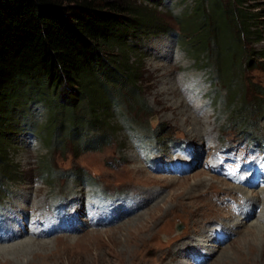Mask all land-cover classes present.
Here are the masks:
<instances>
[{
  "label": "rangeland",
  "instance_id": "1",
  "mask_svg": "<svg viewBox=\"0 0 264 264\" xmlns=\"http://www.w3.org/2000/svg\"><path fill=\"white\" fill-rule=\"evenodd\" d=\"M56 1L68 5L72 0ZM109 1L154 20V32L129 38V58L140 64L139 102L147 109L139 103L114 108L108 123L118 132L110 143L99 151L81 152L71 140L51 149L50 108L45 102L31 106L23 123L35 125V130L5 142L9 168L16 175L0 183V237L13 230L19 236L0 241L9 247L0 264L11 257V264L16 258L24 264H264V230L262 236L250 235L251 226L262 220L264 203L246 204L245 212L255 204L254 215L232 227L233 216L245 214L234 182L238 166L259 165L264 173V150L255 147L264 146V0H243L242 8L257 18L252 24L257 37L241 39V50H231L227 59L230 70L222 65V72L214 42L223 56L229 55L231 42L236 46L231 0ZM210 13L221 34L215 33V41L209 38L207 51L199 40L200 25ZM204 30L214 33L209 25ZM167 106H175V114ZM244 112L250 121L246 129ZM186 118L191 119L188 124ZM202 122L207 125L193 135L191 129ZM218 151L234 153L223 160L232 165L229 174L213 162ZM177 157L182 158L171 161ZM84 173L94 186L75 177ZM246 176L241 174L240 182L256 178ZM202 177L224 185L207 182L199 188ZM262 189L246 188L254 195ZM15 220L25 227L8 229ZM260 225L264 227V220ZM47 226L51 229L39 232ZM216 228L227 235L224 243L217 244ZM201 231L209 232L207 244L197 248ZM203 257L206 261L197 263Z\"/></svg>",
  "mask_w": 264,
  "mask_h": 264
},
{
  "label": "trees",
  "instance_id": "2",
  "mask_svg": "<svg viewBox=\"0 0 264 264\" xmlns=\"http://www.w3.org/2000/svg\"><path fill=\"white\" fill-rule=\"evenodd\" d=\"M200 1L217 4L220 0ZM230 2L238 38L235 47L233 42L227 46L229 55L219 53L215 15L210 13L200 25L202 47L208 46L209 38L217 44L221 72L222 65L230 70L232 61L227 59L232 58L231 50H241V39L257 37L252 25L255 15L246 13L243 0ZM153 23L148 14L116 1L72 0L64 5L56 0H0V183L16 175L9 168L5 142L36 128L23 123L32 105L45 102L50 108L46 133L51 149L71 140L81 152L99 151L110 143L118 132L108 123L114 108L139 103L147 109L139 102L140 64L129 58V38L154 32ZM207 25L214 33L204 32ZM202 49L209 51V46ZM260 59L264 64V57ZM244 113L246 129L250 121ZM75 177L83 185L94 186L85 173Z\"/></svg>",
  "mask_w": 264,
  "mask_h": 264
},
{
  "label": "bare ground",
  "instance_id": "3",
  "mask_svg": "<svg viewBox=\"0 0 264 264\" xmlns=\"http://www.w3.org/2000/svg\"><path fill=\"white\" fill-rule=\"evenodd\" d=\"M172 90V89H171ZM190 102V101H189ZM189 102H188V105H189ZM195 106V105H194ZM168 107H171V109L170 108H168ZM196 107V106H195ZM165 109H166V111L167 110H171V112H173V114H175V106L173 107V106H167V107H164ZM196 108H198V107H196ZM199 109V108H198ZM178 113V112H177ZM183 115V112H181V113H179V115ZM191 121V119L190 118H186V119H184V123L185 124H188L189 122ZM196 121V120H195ZM207 124H205V123H203L202 122V124H200V123H198V124H196L192 129H191V133L193 134V135H198V134H200V132L203 130V128L206 126ZM252 176H246V180L247 179H249V178H251ZM199 179V178H198ZM207 182H211V183H209V185H212V184H214V182H216L217 184L219 183L220 184V186L221 185H224L220 180H214V179H212V178H210L209 180L206 178V177H202V178H200L198 181H197V183H196V186L197 187H199V188H205V187H207L206 186V184H207ZM215 183V184H216ZM241 183H245V182H242L241 181ZM235 187V186H234ZM230 188V190H232L233 189V192H234V189L235 188ZM238 189H240V192H236V193H239V194H241L242 195V197L240 198V200H239V202H242V200H244V203L243 204H239V206L240 207H242V208H244L243 210H241V213L242 214H244L240 219H238L239 217H237V216H233V217H235L236 218V223H234L233 225H232V227L235 229L236 228V226H239V227H241L242 225H243V223H244V221H247L251 216H253L254 215V213H252L254 210H253V208H254V206H255V204L254 205H252L251 206V210H250V212H249V209H247V211L245 212V210H246V207L247 206H245L246 204H250V203H256V204H262V203H264V190L262 189L258 194H256V195H254L252 192H251V194H249L250 192H248V190H246V187H241V186H239V187H237ZM229 190V191H230ZM237 191V190H236ZM226 193H228V192H226ZM238 194V195H239ZM253 195V196H252ZM211 199V198H210ZM220 200V199H219ZM245 200H246V202H245ZM260 200H263V201H260ZM223 201V200H222ZM225 202V201H224ZM215 203H216V201H215ZM229 204V203H228ZM237 205V204H236ZM263 205V204H262ZM226 206V205H225ZM224 206V207H225ZM238 206V205H237ZM245 206V207H244ZM264 207H262V212H261V218H262V220H264V209H263ZM229 210V209H228ZM256 211V210H255ZM21 213L23 212V211H20ZM238 213V212H237ZM240 213V214H241ZM241 214V215H242ZM261 220V221H262ZM258 221L259 222H257V223H255L253 226H251V228H252V230H251V234L250 235H252L253 236V238H256L257 236H262L263 235V230H264V227H263V225H260L261 224V221L258 219ZM148 223H146V225H147ZM235 224H237V225H235ZM16 225H18L17 227H25L23 224H21V222H19L18 223V221L17 220H15L14 221V223L12 224H9L8 225V229H10V230H13V229H15V228H12V227H10V226H13V227H15ZM143 225L144 226H146L144 223H143ZM241 225V226H240ZM246 225V224H245ZM150 230V229H149ZM209 231V230H208ZM14 230H13V232H11L9 235H7V236H5V238L4 237H0V241L1 240H5V239H14L15 238V236H19V234L18 235H16V234H14ZM211 232V231H210ZM262 232V233H261ZM209 232H202L201 231V236H198L199 238L196 240V246H198L197 248H200V247H202L204 244H207V234H208ZM260 233H261V235H260ZM33 234H37V233H35V232H33ZM141 235V234H140ZM146 235V234H145ZM16 237V238H17ZM155 237V236H154ZM262 237H264V236H262ZM152 238V237H151ZM252 238V239H253ZM156 239H157V237H156ZM210 240H211V242H212V238H209ZM209 239H208V241H209ZM151 240V239H150ZM210 242V241H209ZM211 242H210V244H211ZM144 243V242H143ZM0 244H3V243H0ZM148 244V243H147ZM13 245V244H12ZM19 246V245H18ZM254 246V245H253ZM257 246V245H256ZM255 246V247H256ZM148 247V246H147ZM216 248H217V246H215ZM263 247H264V245H263ZM9 247H7V246H0V255H5L6 254V252H8L7 251V249H8ZM219 248V247H218ZM14 249V248H13ZM252 249V248H251ZM255 249V248H254ZM11 251H12V249H11ZM150 251V250H149ZM263 251V250H262ZM263 253H264V251H263ZM235 254V253H234ZM12 255V254H11ZM18 255V254H17ZM16 256V255H15ZM19 257V256H18ZM10 258V257H9ZM12 258V257H11ZM11 258L10 259H5L6 260V262L5 263H1V264H11ZM15 259V258H14ZM16 259H18V260H16V262H13V263H15V264H24V260L22 259V258H16ZM32 259V258H31ZM223 259V258H222ZM1 260V259H0ZM30 264V263H29Z\"/></svg>",
  "mask_w": 264,
  "mask_h": 264
}]
</instances>
